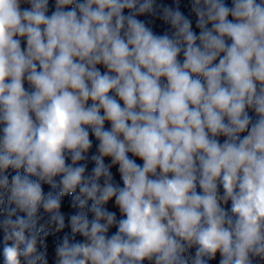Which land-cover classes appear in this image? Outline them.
<instances>
[{
	"label": "clouds",
	"instance_id": "obj_1",
	"mask_svg": "<svg viewBox=\"0 0 264 264\" xmlns=\"http://www.w3.org/2000/svg\"><path fill=\"white\" fill-rule=\"evenodd\" d=\"M49 236L51 264H264V0H0V261Z\"/></svg>",
	"mask_w": 264,
	"mask_h": 264
}]
</instances>
